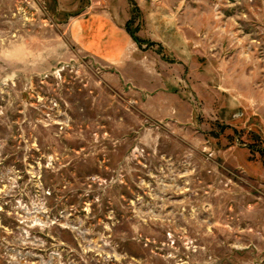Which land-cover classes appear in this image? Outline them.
<instances>
[{
	"label": "rangeland",
	"instance_id": "1",
	"mask_svg": "<svg viewBox=\"0 0 264 264\" xmlns=\"http://www.w3.org/2000/svg\"><path fill=\"white\" fill-rule=\"evenodd\" d=\"M0 264H264V0H0Z\"/></svg>",
	"mask_w": 264,
	"mask_h": 264
},
{
	"label": "crops",
	"instance_id": "2",
	"mask_svg": "<svg viewBox=\"0 0 264 264\" xmlns=\"http://www.w3.org/2000/svg\"><path fill=\"white\" fill-rule=\"evenodd\" d=\"M107 13L105 10L93 13L89 5L72 18L70 28L73 41L79 47L115 65L126 61L133 39L125 26Z\"/></svg>",
	"mask_w": 264,
	"mask_h": 264
},
{
	"label": "trees",
	"instance_id": "3",
	"mask_svg": "<svg viewBox=\"0 0 264 264\" xmlns=\"http://www.w3.org/2000/svg\"><path fill=\"white\" fill-rule=\"evenodd\" d=\"M131 35L133 36V38H134L136 41H139V39L136 38V37L134 36V33H131Z\"/></svg>",
	"mask_w": 264,
	"mask_h": 264
}]
</instances>
